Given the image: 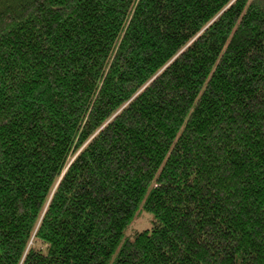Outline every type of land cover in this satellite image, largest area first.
I'll list each match as a JSON object with an SVG mask.
<instances>
[{
  "label": "trees",
  "instance_id": "16d2710c",
  "mask_svg": "<svg viewBox=\"0 0 264 264\" xmlns=\"http://www.w3.org/2000/svg\"><path fill=\"white\" fill-rule=\"evenodd\" d=\"M0 264H264V0H0Z\"/></svg>",
  "mask_w": 264,
  "mask_h": 264
},
{
  "label": "rangeland",
  "instance_id": "374dc122",
  "mask_svg": "<svg viewBox=\"0 0 264 264\" xmlns=\"http://www.w3.org/2000/svg\"><path fill=\"white\" fill-rule=\"evenodd\" d=\"M152 220L153 216L151 213L139 208L128 228L125 230L122 240L130 238L134 233L148 230L151 227Z\"/></svg>",
  "mask_w": 264,
  "mask_h": 264
}]
</instances>
